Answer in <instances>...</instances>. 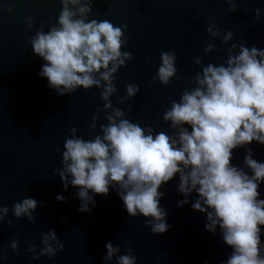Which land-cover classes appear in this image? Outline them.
Segmentation results:
<instances>
[{
	"label": "clouds",
	"instance_id": "9594fccd",
	"mask_svg": "<svg viewBox=\"0 0 264 264\" xmlns=\"http://www.w3.org/2000/svg\"><path fill=\"white\" fill-rule=\"evenodd\" d=\"M61 10L56 23L49 27L41 22L30 39L33 53L45 63L38 74L48 80V87L58 96L72 95L78 89L100 90L103 119L99 134L91 139L77 136L75 127L64 141L61 168L54 170L65 191L69 185L77 189L81 213H90L96 206L94 196L107 197L109 190L117 191L129 217L143 216L145 226L153 236L169 231L166 210L160 200L162 185L179 176L177 192L184 196L177 207L197 197L192 209L206 215L205 230L216 234L219 229L223 242L232 249L224 264H264V199L260 187L264 183V163L254 159L250 145L264 146V49L232 43L227 60L222 64L204 65L201 58L194 63L201 71L191 78L192 87L185 88L179 100H170L162 120L167 130L156 131L152 126H141L127 117L132 112L130 102L140 92L137 84L125 85L126 95L117 96L116 75L132 61L130 51H124L129 38L127 25L117 26L107 19H89L97 0H58ZM231 12L240 11L237 5L249 0H223ZM261 2V0H251ZM4 11L0 4V14ZM11 14L13 9L8 7ZM253 11V24L261 23V9ZM29 30L37 23L25 17ZM206 33L215 41L228 45L234 39L229 30L222 33L211 20ZM214 43H205L203 51L210 55ZM175 52L161 51L160 65L152 83L164 87L177 76ZM146 62L150 60L146 59ZM117 96L113 105L112 97ZM100 109L92 116L89 128L96 132ZM243 148V166L233 165V153ZM59 151V149H57ZM63 203V195L56 196ZM91 205V207H89ZM39 202L25 197L13 204L11 212L16 220L26 218L36 224L34 216ZM10 209L0 205V230L13 220L6 218ZM67 221L65 217L61 222ZM32 259L54 258L64 251L56 231L41 233V247L26 242ZM125 244L106 243L104 264H137L133 249ZM13 253L19 252L18 238L10 243ZM7 259L0 245V260ZM159 260V257H156Z\"/></svg>",
	"mask_w": 264,
	"mask_h": 264
},
{
	"label": "water",
	"instance_id": "95a60500",
	"mask_svg": "<svg viewBox=\"0 0 264 264\" xmlns=\"http://www.w3.org/2000/svg\"><path fill=\"white\" fill-rule=\"evenodd\" d=\"M0 4L4 8L0 14V205L10 209L6 220H13L12 228L5 222L0 230V245L7 257L0 264H104L106 243L120 244L124 254L125 241L133 249L137 264H224L232 249L223 242L219 229L216 234L205 230L206 215L192 209L195 194L187 205L177 207L184 199L177 192L178 175L159 189L164 193L160 205L171 226L165 234L153 236L143 216L129 217L117 191L111 188L107 197L90 193L96 202L90 213L78 211L77 189L69 185L65 191L53 172L62 166L63 145L71 128L87 140L99 134V124L106 123L100 90L78 89L72 95L58 96L48 87V80L38 75L45 62L33 53L30 39L41 22L45 31L49 21L56 23L61 10L58 0H0ZM8 7L13 9L11 14ZM237 7L240 11L231 12L223 0H97L93 4L89 19L127 25L129 41L124 51H130L133 59L116 75L117 96L126 95L128 83L140 87L130 102L128 119L150 125L157 132L167 130L163 113L170 100H179L184 89L193 86L191 78L201 71L194 63L196 58L205 66L225 63L231 44L237 42L264 49V0H249ZM256 8L261 9L260 24L252 23L253 11H244ZM28 16L37 21L32 30L25 23ZM210 20L222 33H234L228 45L207 35ZM206 42L216 46L207 56L203 51ZM161 51L177 56V76L167 87L158 81L152 83ZM117 96L112 97L113 105L126 109V105L117 104ZM97 109L101 110L100 120L92 132L89 125ZM250 147L254 159L264 163V146L253 142ZM245 154L243 148L235 150L233 165L242 167ZM260 193L264 199V183ZM57 195H63L65 201L57 202ZM25 197L39 202L34 213L36 224L26 218L16 220L11 212L13 204ZM65 217L67 221L62 223ZM50 229L56 231L64 251L52 259H32L26 242L39 251L41 233ZM14 238H18V253L11 251ZM261 241L264 244V229ZM111 264H116L115 258Z\"/></svg>",
	"mask_w": 264,
	"mask_h": 264
}]
</instances>
